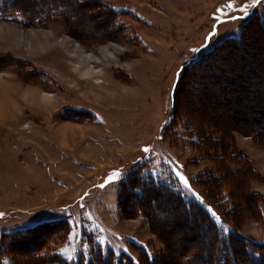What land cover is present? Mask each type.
Masks as SVG:
<instances>
[{"label":"rangeland","instance_id":"obj_1","mask_svg":"<svg viewBox=\"0 0 264 264\" xmlns=\"http://www.w3.org/2000/svg\"><path fill=\"white\" fill-rule=\"evenodd\" d=\"M261 21L264 0H0V264H205L204 213L138 176L264 240Z\"/></svg>","mask_w":264,"mask_h":264},{"label":"trees","instance_id":"obj_2","mask_svg":"<svg viewBox=\"0 0 264 264\" xmlns=\"http://www.w3.org/2000/svg\"><path fill=\"white\" fill-rule=\"evenodd\" d=\"M259 23L261 24L259 25V28L263 29L264 22L261 21ZM261 26H263V28ZM242 41L243 39L235 41V44H241L243 43ZM199 58L200 56L190 62L186 66L184 72L186 73V71L191 67V65L198 61ZM138 180L141 182H139ZM133 181L135 183H132ZM129 183L136 185L137 189V184L139 183V191H141L143 194L151 195L152 199H156L159 195H163L167 198L166 200L168 202H175L178 206H181V208L185 209L187 213L190 214L189 220H199V217L194 216L195 209L201 210V212L204 213L205 216H203L200 220L203 225L202 230L205 232L206 229H209L210 233L214 235V238L212 237L213 240L212 238L208 240L206 238L205 243L197 250L198 252L195 251L192 256L194 255V257H199L198 254H204L205 264H264V240L258 242L252 238L243 235L232 227H226V223L223 216L219 214V216L221 217V221L218 222L211 215L209 210L205 208L204 205L200 204L198 200H193L189 202L186 200V198H183L181 193L179 194L176 191L165 192L164 190L157 188V186L147 183L146 180L144 178L142 179L140 176L131 178ZM215 212L218 213L217 211ZM225 228L227 229L226 231ZM234 239L237 240L239 245L237 247H239L241 252H243L244 254L242 255V257L236 255L239 260L234 257V254L236 253L233 250L232 246V241H234ZM230 255L233 256L230 257Z\"/></svg>","mask_w":264,"mask_h":264},{"label":"snow or ice","instance_id":"obj_3","mask_svg":"<svg viewBox=\"0 0 264 264\" xmlns=\"http://www.w3.org/2000/svg\"><path fill=\"white\" fill-rule=\"evenodd\" d=\"M261 2H262V0H256V3H257V4H259V3H261ZM229 6H231V5H229ZM148 151H149V149L145 148V152H148ZM176 175H177V176L179 177V179L182 181V183H183L184 186H187V187L191 188V185H190V183H189L188 178H187L186 176H184V175L182 174V172H179V171H178V172L176 173ZM117 178H119V177H118V174L114 173L112 179H117ZM194 195L197 196V197L201 200V202L203 203V198L200 197L198 193H194ZM208 210H209V212L211 213V215H212V216H213L218 222L221 221V217L219 216V214L216 213L215 210H213V209L211 208L210 205L208 206ZM226 230H227V229L225 228V231H226ZM63 251H64V252H67V249H64ZM69 259H71V257H69Z\"/></svg>","mask_w":264,"mask_h":264},{"label":"bare ground","instance_id":"obj_4","mask_svg":"<svg viewBox=\"0 0 264 264\" xmlns=\"http://www.w3.org/2000/svg\"><path fill=\"white\" fill-rule=\"evenodd\" d=\"M78 49H79V51H80V53L79 54H77L76 53V51H78ZM70 52V54L72 55V56H74V57H76V58H82V57H84V52H83V50L81 49V47L79 46V45H76L75 47H74V51H69ZM113 54V53H112ZM112 57V56H111ZM92 59V58H95V59H97V60H102V59H104V56H98V55H95V54H87V55H85V59ZM102 58V59H101ZM83 62V61H82ZM85 63V62H84ZM80 65V64H79ZM87 66V65H86ZM76 68H78V67H76ZM92 70V71H91ZM79 71H80V74L82 73L83 75H89V74H91V73H94L95 72V69H90V68H88V67H85V68H83L82 69V67L81 68H79ZM98 80V79H97ZM100 83V82H99ZM0 110H3L2 109V106H1V108H0Z\"/></svg>","mask_w":264,"mask_h":264}]
</instances>
